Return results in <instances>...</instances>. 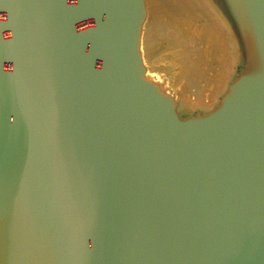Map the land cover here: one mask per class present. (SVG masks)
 <instances>
[{"label": "water", "instance_id": "95a60500", "mask_svg": "<svg viewBox=\"0 0 264 264\" xmlns=\"http://www.w3.org/2000/svg\"><path fill=\"white\" fill-rule=\"evenodd\" d=\"M202 1L249 44L203 112L143 0H0V264H264V0Z\"/></svg>", "mask_w": 264, "mask_h": 264}, {"label": "rangeland", "instance_id": "374dc122", "mask_svg": "<svg viewBox=\"0 0 264 264\" xmlns=\"http://www.w3.org/2000/svg\"><path fill=\"white\" fill-rule=\"evenodd\" d=\"M143 2L138 50L146 76L170 95L184 97L181 102H200L199 110L206 111L214 102V91L216 96L222 93L242 73L228 72L249 45L241 22L227 13L208 17L202 0ZM239 42L245 44L243 50Z\"/></svg>", "mask_w": 264, "mask_h": 264}, {"label": "bare ground", "instance_id": "6f19581e", "mask_svg": "<svg viewBox=\"0 0 264 264\" xmlns=\"http://www.w3.org/2000/svg\"><path fill=\"white\" fill-rule=\"evenodd\" d=\"M237 31V30H236ZM235 31V32H236ZM237 34V33H236ZM181 106L183 107V108H189V103H184V102H182V104H181ZM183 108H181L180 107V110H181V112H178L177 111V115L178 114H184L183 116H185V114H187L188 112H187V110H184ZM203 109V108H202ZM177 110V109H176ZM0 220H1V218H0ZM2 227V221H0V228ZM1 230V229H0Z\"/></svg>", "mask_w": 264, "mask_h": 264}]
</instances>
